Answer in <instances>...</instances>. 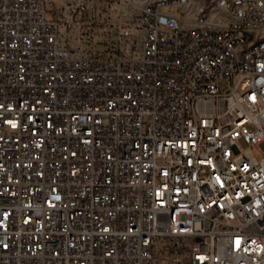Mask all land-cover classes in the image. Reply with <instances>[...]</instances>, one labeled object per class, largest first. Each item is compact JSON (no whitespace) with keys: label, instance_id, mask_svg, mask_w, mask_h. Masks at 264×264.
<instances>
[{"label":"built area","instance_id":"built-area-1","mask_svg":"<svg viewBox=\"0 0 264 264\" xmlns=\"http://www.w3.org/2000/svg\"><path fill=\"white\" fill-rule=\"evenodd\" d=\"M103 1L121 3L0 0V264H264V38L238 46L264 12L125 0L106 52ZM195 2L194 20L162 11ZM137 10L138 57L120 47ZM61 24L91 49L74 56Z\"/></svg>","mask_w":264,"mask_h":264},{"label":"rangeland","instance_id":"rangeland-1","mask_svg":"<svg viewBox=\"0 0 264 264\" xmlns=\"http://www.w3.org/2000/svg\"><path fill=\"white\" fill-rule=\"evenodd\" d=\"M55 3H51V5L60 3L64 5L65 0H54ZM102 8V16H101V22L102 25H98L95 28V42H97L94 45L95 50H100V51H108L109 49H112L114 52H117L119 46L118 44H112L109 45L107 44L109 35H108V30H109V25L113 23L114 28H112L113 33L116 31L117 32V25L119 24V20L123 22L125 25H132L131 23V14L129 11V3L125 0H121V3L119 4L117 1L112 2L111 4L108 1H103L102 4H99V8ZM120 7V10H118ZM203 7L202 3L200 2H195L192 5H184L182 8H170V7H163L162 11L165 13H173L179 17H182L185 21H190L194 20ZM68 13V10L66 11V14ZM139 10L136 11V22H135V29H134V39L131 41H127L126 43L121 44V50L123 53H126L128 55H131L132 52V44H135V56L138 57L141 53V44L140 41L142 39L143 33L141 29V25L139 23ZM100 16V13H98ZM209 18L211 20H214L216 23H224V17L222 16V10L219 7H216L214 9L209 10ZM49 16V14H48ZM62 17V16H60ZM59 17V18H60ZM100 18V17H99ZM83 32L87 31V28L84 27L82 29ZM78 32L79 28L77 26H72L68 31L67 25L66 24H61L60 26V33L61 35L64 34L65 36L67 33H69V38L71 41V48H72V53L74 56H78L79 54H84L88 52L92 44H90L86 38H88V35H83V38L80 40V43H78ZM242 145L244 147L247 146V143L242 142ZM159 249L163 248V245H159ZM161 258L165 257L164 252H161ZM161 264H169L168 261H162Z\"/></svg>","mask_w":264,"mask_h":264},{"label":"bare ground","instance_id":"bare-ground-1","mask_svg":"<svg viewBox=\"0 0 264 264\" xmlns=\"http://www.w3.org/2000/svg\"><path fill=\"white\" fill-rule=\"evenodd\" d=\"M253 3L254 8L258 9L259 12H264V0H253ZM253 38H264V25H260L253 30V34H239L238 46H246V42H253ZM12 112L14 114H26L27 106H23L21 102H12ZM136 244L141 250H151L155 247V237L149 232H140L136 236Z\"/></svg>","mask_w":264,"mask_h":264},{"label":"crops","instance_id":"crops-1","mask_svg":"<svg viewBox=\"0 0 264 264\" xmlns=\"http://www.w3.org/2000/svg\"><path fill=\"white\" fill-rule=\"evenodd\" d=\"M137 3H138V4H140V3H141V1H140V0H137Z\"/></svg>","mask_w":264,"mask_h":264}]
</instances>
